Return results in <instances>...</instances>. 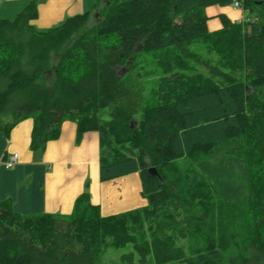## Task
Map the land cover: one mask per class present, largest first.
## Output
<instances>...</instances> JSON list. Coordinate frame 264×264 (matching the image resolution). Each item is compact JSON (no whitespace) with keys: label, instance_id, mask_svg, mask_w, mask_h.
<instances>
[{"label":"trees","instance_id":"obj_1","mask_svg":"<svg viewBox=\"0 0 264 264\" xmlns=\"http://www.w3.org/2000/svg\"><path fill=\"white\" fill-rule=\"evenodd\" d=\"M236 1L248 17L223 15L209 32L206 7ZM37 18L33 0L13 20L0 18V131L32 118L33 150L58 138L66 120L79 134L99 132L100 180L138 173L147 205L102 216L85 193L68 216H23L4 200L0 264H101L109 241L132 246L121 256L127 264L150 255L156 264H264V0H97L48 29L35 27ZM195 41L220 56L200 62L206 73L196 82L184 73L198 59ZM146 52L172 53L177 63L163 70L167 90L152 101L138 63ZM202 195L243 206L244 249L220 251L208 240L187 254L172 234L155 235L152 222L169 204L208 221L213 209H197Z\"/></svg>","mask_w":264,"mask_h":264},{"label":"crops","instance_id":"obj_2","mask_svg":"<svg viewBox=\"0 0 264 264\" xmlns=\"http://www.w3.org/2000/svg\"><path fill=\"white\" fill-rule=\"evenodd\" d=\"M30 1L0 0V18L13 20ZM33 1L38 5V18L32 24L38 29H48L60 24L66 17L92 11L97 2ZM125 1L130 0L121 2ZM245 14L246 11H243L242 20ZM33 127V119L27 118L11 129L8 136L0 131V202L10 201L15 213L23 216H68L73 213L77 199L85 193L102 216L147 205V200L141 195L142 184L138 173L100 180L99 132L79 134L76 122L66 120L61 124L58 138L48 141L42 150H33ZM14 154L18 155L17 161L13 167L7 168L5 160Z\"/></svg>","mask_w":264,"mask_h":264},{"label":"rangeland","instance_id":"obj_3","mask_svg":"<svg viewBox=\"0 0 264 264\" xmlns=\"http://www.w3.org/2000/svg\"><path fill=\"white\" fill-rule=\"evenodd\" d=\"M243 11L242 8L234 11L232 5L206 7L205 12L209 17L207 22L208 31L213 32L222 27V15L227 16L236 23L242 22ZM246 16L248 17L247 12ZM94 22L95 19L92 20L91 24ZM189 51L196 54L197 61L188 60L186 64L185 60L181 58V65L186 64L187 70L184 73L193 76L195 82L197 76H203L206 73L200 63L201 61L210 64H217L220 61L219 54L207 47L203 41L193 42L189 47ZM138 63L145 83L146 98L149 101L157 100L160 94L162 98V91L167 90L166 78L170 75V72L164 73L163 70L169 68V71L173 72L174 67L177 66L175 56L172 53L169 55L168 53H140ZM177 83V86L181 84L180 82ZM184 161L185 159L180 160L181 164ZM199 202L198 210L199 208L213 209L212 216L208 221L198 222L183 213L173 214L171 204H169L160 211L157 218L152 222L155 235L172 234L176 238L177 244L182 246L187 254H198L203 250L208 240H213L219 246L220 251L244 249L248 236L243 222L245 212L243 206L221 205L214 200L213 195L211 198L202 195ZM148 224L146 222L143 227L147 239L151 236L147 228ZM132 251L131 245L115 248L109 241L100 250L101 264H127L121 260V256ZM137 259L138 257H136V262ZM145 264H156L152 255L147 258Z\"/></svg>","mask_w":264,"mask_h":264},{"label":"built area","instance_id":"obj_4","mask_svg":"<svg viewBox=\"0 0 264 264\" xmlns=\"http://www.w3.org/2000/svg\"><path fill=\"white\" fill-rule=\"evenodd\" d=\"M232 6L234 9H241L242 8L241 2H239V1L234 2ZM17 158H18L17 154H14L13 156L8 157V159L5 160V166L7 168L13 167L17 161Z\"/></svg>","mask_w":264,"mask_h":264},{"label":"water","instance_id":"obj_5","mask_svg":"<svg viewBox=\"0 0 264 264\" xmlns=\"http://www.w3.org/2000/svg\"><path fill=\"white\" fill-rule=\"evenodd\" d=\"M149 173L153 176H159L157 169L155 167H151L148 169Z\"/></svg>","mask_w":264,"mask_h":264}]
</instances>
